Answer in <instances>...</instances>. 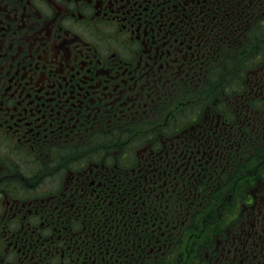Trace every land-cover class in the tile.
I'll use <instances>...</instances> for the list:
<instances>
[{
    "label": "flooded vegetation",
    "instance_id": "1",
    "mask_svg": "<svg viewBox=\"0 0 264 264\" xmlns=\"http://www.w3.org/2000/svg\"><path fill=\"white\" fill-rule=\"evenodd\" d=\"M0 264H264V0H0Z\"/></svg>",
    "mask_w": 264,
    "mask_h": 264
}]
</instances>
